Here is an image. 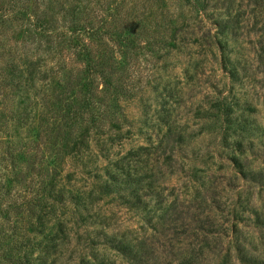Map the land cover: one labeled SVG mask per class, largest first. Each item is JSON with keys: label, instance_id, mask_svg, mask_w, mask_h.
<instances>
[{"label": "rangeland", "instance_id": "rangeland-1", "mask_svg": "<svg viewBox=\"0 0 264 264\" xmlns=\"http://www.w3.org/2000/svg\"><path fill=\"white\" fill-rule=\"evenodd\" d=\"M0 6V112L12 100L27 111L0 122V264H264V0ZM77 16L105 33L79 35L90 62L68 43ZM127 29L129 46L117 36ZM110 60L127 84L111 120L94 71ZM65 73L82 83L58 85ZM58 97L79 110L62 123L78 129L68 149L83 143L28 219L38 185L22 182L20 155L51 127Z\"/></svg>", "mask_w": 264, "mask_h": 264}, {"label": "trees", "instance_id": "trees-1", "mask_svg": "<svg viewBox=\"0 0 264 264\" xmlns=\"http://www.w3.org/2000/svg\"><path fill=\"white\" fill-rule=\"evenodd\" d=\"M38 9L39 7L34 6L33 11L37 12ZM0 11H2L1 6ZM74 18L75 20L73 22V31H76V36L69 38V46L70 48H73L75 46L80 47L81 51H79V53L81 55H78L83 57L84 61L87 60L88 62H90L91 59L89 57L92 54V51L89 50V45L87 43H80L81 41L78 40L80 37L79 35L85 34L92 39V37H102L105 33L100 26H96V24H94L93 22H88V20L81 16H77ZM39 19L44 18L39 17ZM230 22H234L233 19H231L230 21L217 20L216 24L221 29H228V24ZM132 32L133 31L131 29H127L125 31L119 32L120 34H118L117 36L119 39L126 41L127 46H129L130 43H132ZM90 70V66L87 69H84L85 83L83 85L86 84V86L90 90H93L94 81L93 79H91V76L93 74H91L92 72ZM119 70L120 68L118 67L117 63L111 60L109 63H99L98 68L94 70L97 74H100L102 76L103 84L105 86V95L108 96L107 100L111 101L108 104H104V119H117V117L114 116H117L118 113V101L121 99L122 95L125 94L127 84L125 83L124 78L121 76L122 73H120ZM59 81L61 82L58 83V85H66L68 83L72 85H79L82 83L80 78L72 82L71 76L67 75L66 73L60 76ZM11 89L13 90V92H15L16 86L12 85ZM5 95H8V92H6ZM92 97H94V94L91 91V98ZM57 99L60 106L58 109H56L53 117V122L50 125L51 127H47L48 129L45 131L39 130L34 139L24 144L23 155H20L21 157H23L25 168V171L22 174V182L26 184V187L27 184H31L33 182L38 185V197H35L33 200H31L26 209L25 215L28 217V219H30V217L32 218L34 214H38L40 217H42L41 214L44 212V206L47 205V199L49 197H52L54 184L61 175L62 165L66 155H68V152L70 151H75L76 148L79 147V144L83 143V141L79 140L77 141V143L74 142V147L68 149L69 144H71L69 139L74 135V133H77L78 129L73 132L75 128H72L71 131L68 132L64 128L62 123L70 124L68 120H65L66 117L72 113L74 115H77L79 110L75 109V105L71 103V101L68 102L67 99L65 100L61 97H58ZM107 100L101 99L100 102L102 103ZM10 104L11 106H9L8 109H5L9 111L8 113L5 111L0 112V122L2 121L3 123L4 119L8 120L4 122H9L10 120L12 121L14 119L13 121H15L16 123L23 124V121L27 119L26 108L22 109V107L20 106H15L14 100H12ZM91 104V102H88V106H91ZM98 108L99 107H97L96 110L92 113L91 118L93 120L96 118V112L98 111ZM13 116L15 118H13ZM71 127H73L72 124ZM79 136L85 137V132H81ZM9 155H12V153H9ZM11 157L13 158V156ZM28 180L29 183L27 182ZM129 181H134L135 184H138L142 180L129 178Z\"/></svg>", "mask_w": 264, "mask_h": 264}]
</instances>
